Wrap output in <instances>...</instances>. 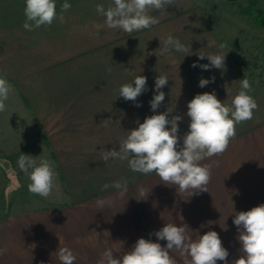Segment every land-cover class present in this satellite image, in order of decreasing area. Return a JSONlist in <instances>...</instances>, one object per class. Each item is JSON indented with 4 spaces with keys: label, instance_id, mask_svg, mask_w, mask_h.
I'll list each match as a JSON object with an SVG mask.
<instances>
[{
    "label": "crops",
    "instance_id": "crops-1",
    "mask_svg": "<svg viewBox=\"0 0 264 264\" xmlns=\"http://www.w3.org/2000/svg\"><path fill=\"white\" fill-rule=\"evenodd\" d=\"M64 2L56 0L58 14ZM67 2L71 8L63 13V22L57 19L51 26L26 31L24 0H0V78L12 86L6 110L0 112V151L14 154L19 170L10 209L0 218V264H60L56 251L61 247L73 251L75 264H97L106 249L118 256L139 238L165 246L154 233L167 223L187 224L193 238L216 231L232 264L241 255L234 212L264 204L260 25L251 23L253 33L245 35L234 21L213 16L210 0H175L166 14L151 13L159 17L158 25L129 36L108 29L95 11L96 4L107 8L111 0ZM213 4L226 6L227 1ZM168 34L190 44L193 54L160 56L158 49ZM220 43L228 51L225 70L191 66L209 64L195 53L215 52ZM244 64L251 67L249 75ZM126 69L147 77V91L138 97L140 107L117 97L120 85L133 79ZM159 74L169 81L161 89L165 100L153 113L149 101ZM212 77L214 82L199 87L200 78ZM243 78L252 84L250 95L258 110L252 120L237 126L222 155L201 162L211 168L208 191L190 196L164 184L155 173L143 175L131 171L127 162L110 160L105 165L101 160L103 150H118L137 121L143 123L167 108L174 107L169 118L183 117L178 133L182 138L190 122L187 104L195 95L215 91L221 102H230ZM108 118L112 123L102 127ZM22 154L37 163L53 162L56 187L48 198L28 191L30 180L17 163ZM122 178L127 180L123 194L103 187ZM140 188L149 191L143 199ZM98 201L111 203L101 209ZM170 255L183 264L177 252Z\"/></svg>",
    "mask_w": 264,
    "mask_h": 264
},
{
    "label": "clouds",
    "instance_id": "clouds-1",
    "mask_svg": "<svg viewBox=\"0 0 264 264\" xmlns=\"http://www.w3.org/2000/svg\"><path fill=\"white\" fill-rule=\"evenodd\" d=\"M25 21L23 28L33 31L41 26H51L59 19L64 21V12L71 8L65 0L57 13L56 0H24ZM175 0H111L105 8L102 4L95 5V11L104 17V26L108 29L121 30L131 36L133 32L158 25L160 19L152 12L160 15L166 14V9L173 6ZM99 27V26H97ZM226 45L220 43L215 52L195 53L200 60L205 58L209 64L193 63V68L203 70L215 68L225 70V58L228 51ZM160 56H168L172 52L183 53L184 56L192 55L190 44H184L177 37L168 34L158 49ZM126 72L133 77L129 82L123 83L118 89V96L125 101H132L140 107L138 97L147 91V77L135 75L133 71ZM169 79L167 75H158L155 78V95L149 101L153 113L165 100L164 88ZM215 81L200 78L199 87L203 88ZM12 91L9 82L0 78V112L6 110V101ZM228 93V89L226 88ZM252 84L247 78L240 80V89L231 101L221 102L215 91L197 94L187 104V117L190 118L188 131L181 138L179 122L181 115H172L173 108L167 111L145 117L143 123L137 121L138 127L127 131L125 138L118 144V150H103L101 160L105 165L111 161L127 162L128 168L136 173L148 175L155 173L166 185L177 187L181 193H190V196L201 191H208L207 185L211 179V168L202 164L205 159L222 155L236 135L238 125L252 120L258 104L250 93ZM229 94V93H228ZM175 106V105H174ZM112 119H104L101 126L107 128ZM170 126V127H169ZM182 139V145L180 143ZM18 167L24 172L30 183L28 191L42 198L51 196L55 184V171L53 162L41 159L37 163L31 155L22 154L18 159ZM123 194L127 188V180L121 179L111 185ZM149 191L143 188L138 194L143 199ZM111 201H98L101 209ZM234 209V208H233ZM234 225L237 227L241 247V255L232 261V264H264V204H260L248 211L234 212ZM211 224V221H209ZM187 224L167 223L154 235L158 241H166L162 246L150 239L139 238L130 250L114 256V251L106 249L97 264H177V260L170 255L177 252L183 264H217V261L228 264V250L223 247L222 240L216 231H207L203 235L193 238ZM107 233V232H105ZM108 234V233H107ZM60 264H75L77 259L68 247H61L57 251ZM3 250H0V255Z\"/></svg>",
    "mask_w": 264,
    "mask_h": 264
},
{
    "label": "rangeland",
    "instance_id": "rangeland-1",
    "mask_svg": "<svg viewBox=\"0 0 264 264\" xmlns=\"http://www.w3.org/2000/svg\"><path fill=\"white\" fill-rule=\"evenodd\" d=\"M215 1L225 2L223 0H210L213 8V16L218 13L222 19H227L229 22L234 21L236 28L239 32L245 35L252 34L251 23L256 24L253 17L242 13L239 7H247L250 2H255V7L264 10V0H235L227 1L226 6L213 4ZM211 7V6H210ZM216 7V8H215ZM224 7V8H223ZM219 8V9H217ZM257 12V10L255 11ZM242 19V20H241ZM242 21V22H241ZM261 46L264 44V27L260 25ZM244 71L249 75L248 71L251 70L247 64H244ZM14 154H4L0 151V218L6 215L10 209L13 198V190L15 188V181L19 180V170L16 168V160ZM18 187V186H17Z\"/></svg>",
    "mask_w": 264,
    "mask_h": 264
},
{
    "label": "trees",
    "instance_id": "trees-1",
    "mask_svg": "<svg viewBox=\"0 0 264 264\" xmlns=\"http://www.w3.org/2000/svg\"><path fill=\"white\" fill-rule=\"evenodd\" d=\"M226 1H232L235 0H226ZM240 11L250 17H253L256 24H259L264 27V10L257 9L255 7V2H250V5L247 7H239ZM257 10V12H255Z\"/></svg>",
    "mask_w": 264,
    "mask_h": 264
}]
</instances>
